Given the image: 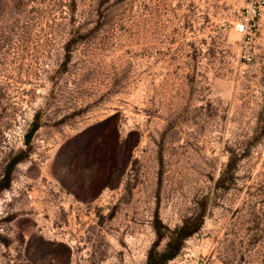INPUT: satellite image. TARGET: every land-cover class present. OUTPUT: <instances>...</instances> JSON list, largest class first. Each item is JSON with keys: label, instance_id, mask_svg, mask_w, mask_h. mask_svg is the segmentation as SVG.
Segmentation results:
<instances>
[{"label": "rangeland", "instance_id": "1", "mask_svg": "<svg viewBox=\"0 0 264 264\" xmlns=\"http://www.w3.org/2000/svg\"><path fill=\"white\" fill-rule=\"evenodd\" d=\"M260 1L0 0V264H264Z\"/></svg>", "mask_w": 264, "mask_h": 264}, {"label": "trees", "instance_id": "2", "mask_svg": "<svg viewBox=\"0 0 264 264\" xmlns=\"http://www.w3.org/2000/svg\"><path fill=\"white\" fill-rule=\"evenodd\" d=\"M36 129L37 124H33L30 132L35 131ZM236 163L237 160L233 161L228 159L225 167L219 173V176L216 180V185L222 186L224 188L226 184L233 181ZM201 220V215H196L192 220H189L192 222H185V226H182L173 232L174 236L170 238L165 251L157 255V258L149 253L147 262L145 264H166L167 261L173 259L179 253L181 241L197 232ZM187 223H189V225H186ZM45 245L52 246L53 244L46 243ZM56 247L60 248L63 254L68 253V250L64 245L56 244Z\"/></svg>", "mask_w": 264, "mask_h": 264}, {"label": "built area", "instance_id": "3", "mask_svg": "<svg viewBox=\"0 0 264 264\" xmlns=\"http://www.w3.org/2000/svg\"><path fill=\"white\" fill-rule=\"evenodd\" d=\"M264 7V1H260L253 11L254 17L259 16ZM236 31L239 33L246 32V24L238 23L236 25ZM206 256L204 253L194 254L187 249H182L173 259L167 261L166 264H206Z\"/></svg>", "mask_w": 264, "mask_h": 264}]
</instances>
